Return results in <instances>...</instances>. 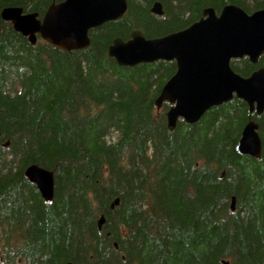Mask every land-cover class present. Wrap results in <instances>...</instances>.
<instances>
[{"label": "trees", "instance_id": "obj_1", "mask_svg": "<svg viewBox=\"0 0 264 264\" xmlns=\"http://www.w3.org/2000/svg\"><path fill=\"white\" fill-rule=\"evenodd\" d=\"M63 1L0 0V264H264V112L234 98L169 132L170 107L157 112L155 100L175 63L120 68L107 54L133 30L159 39L204 9L251 14L264 0H126L125 17L76 52L31 45L1 19L10 7L43 17ZM230 66L248 78L264 56ZM249 122L259 160L235 150ZM30 166L53 174L50 203Z\"/></svg>", "mask_w": 264, "mask_h": 264}, {"label": "water", "instance_id": "obj_2", "mask_svg": "<svg viewBox=\"0 0 264 264\" xmlns=\"http://www.w3.org/2000/svg\"><path fill=\"white\" fill-rule=\"evenodd\" d=\"M126 11V0H64L51 5L41 20L37 13L26 14L12 7L1 12V19L10 23L31 45L39 38L54 49L76 52L89 47L90 31L119 21ZM151 11L162 17L160 4H155ZM107 54L120 68L175 62L176 73L155 100L157 110L164 103L172 107L166 114L169 132L175 129L178 120L194 125L210 109L234 98L246 104L249 114L260 116L264 112V70L242 78L230 67L231 61L244 58L256 65L264 56V10L249 15L236 6H226L217 16L213 9H207L200 21L181 32L153 40L133 32L127 42L114 40ZM235 150L240 156L261 158L257 124L249 122L244 127ZM24 175L37 188L42 200L50 203L53 174L30 166ZM234 203L233 199L231 211H234ZM103 225L101 217L98 229Z\"/></svg>", "mask_w": 264, "mask_h": 264}, {"label": "flooded vegetation", "instance_id": "obj_3", "mask_svg": "<svg viewBox=\"0 0 264 264\" xmlns=\"http://www.w3.org/2000/svg\"><path fill=\"white\" fill-rule=\"evenodd\" d=\"M158 4V3H157ZM226 6H233V5H226ZM226 6H224V7H226ZM223 7V8H224ZM237 7V6H236ZM153 8V7H152ZM152 8H151V10H152ZM161 8H162V6H161ZM222 8V9H223ZM239 8V7H238ZM207 9H212V8H207ZM207 9H204L203 10V12L205 11V10H207ZM222 9H220L219 11H216V10H214V12H215V14L218 16L220 13H221V11H222ZM241 9V8H240ZM261 10H264V9H261ZM257 11H260V10H256V11H254V12H252L251 14H253V13H255V12H257ZM203 12H202V14H201V17L197 20V21H195V22H193V23H191L190 25H192V24H194V23H196V22H198V21H200L201 19H202V17H203ZM126 13H127V11H126ZM126 13H125V15H126ZM162 17H163V15H164V12H163V8H162ZM26 14H31V13H26ZM151 14L153 15V16H155V17H158V16H156V15H154L153 13H152V11H151ZM125 15L123 16V18L125 17ZM250 15V14H249ZM162 17H159V18H162ZM42 19V17H39V20H41ZM121 20V19H120ZM189 25V26H190ZM189 26H187V27H184V28H181L180 30H177V31H175V32H172V33H169L168 35H170V34H174V33H178V32H181V31H183V30H185L186 28H188ZM133 32H140L141 34H142V32L141 31H139V30H133L132 31V33ZM132 33H131V35H132ZM131 35H130V37H131ZM143 35V34H142ZM144 36V35H143ZM130 37H129V39H130ZM128 39V40H129ZM37 43H41V41H40V39H38V41H37ZM175 63V62H174ZM258 64V63H257ZM256 64V65H257ZM176 65V64H175ZM256 65H253V66H256ZM258 71V70H257ZM257 116V115H256ZM179 122V121H178ZM177 122V123H178Z\"/></svg>", "mask_w": 264, "mask_h": 264}, {"label": "clouds", "instance_id": "obj_4", "mask_svg": "<svg viewBox=\"0 0 264 264\" xmlns=\"http://www.w3.org/2000/svg\"><path fill=\"white\" fill-rule=\"evenodd\" d=\"M116 139H118V133L114 134L112 142L114 143L116 141Z\"/></svg>", "mask_w": 264, "mask_h": 264}]
</instances>
